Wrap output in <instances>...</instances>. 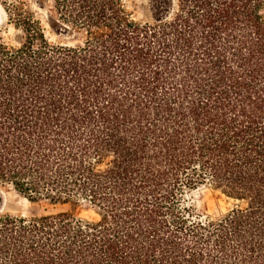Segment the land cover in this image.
<instances>
[{"label": "trees", "instance_id": "obj_1", "mask_svg": "<svg viewBox=\"0 0 264 264\" xmlns=\"http://www.w3.org/2000/svg\"><path fill=\"white\" fill-rule=\"evenodd\" d=\"M0 5V186L63 206L0 214V264H264V0ZM205 184L229 211L195 212Z\"/></svg>", "mask_w": 264, "mask_h": 264}, {"label": "rangeland", "instance_id": "obj_2", "mask_svg": "<svg viewBox=\"0 0 264 264\" xmlns=\"http://www.w3.org/2000/svg\"><path fill=\"white\" fill-rule=\"evenodd\" d=\"M126 8L132 13L136 19H146L149 17L148 0H123ZM1 6V5H0ZM31 7L35 11L36 16L42 21L46 37L52 43H68L78 44L82 37H78L73 32H68L65 29L55 30L48 22L47 9L40 7L37 3L31 1ZM264 17V8L262 10ZM0 30L2 36L11 42H15L17 31L14 27L8 24L6 14L0 7ZM0 196L3 201L0 204V214L9 213L13 215H40L48 212L56 211L63 208L59 205H50L47 201L31 202L24 196L18 194L10 186H0ZM189 205L195 212L203 217L220 216L233 206L234 202L222 194L219 190L213 189L209 185H201L192 190L186 196ZM76 213L79 217L93 219L95 213L86 204L81 203L77 208Z\"/></svg>", "mask_w": 264, "mask_h": 264}, {"label": "bare ground", "instance_id": "obj_3", "mask_svg": "<svg viewBox=\"0 0 264 264\" xmlns=\"http://www.w3.org/2000/svg\"><path fill=\"white\" fill-rule=\"evenodd\" d=\"M1 7V6H0Z\"/></svg>", "mask_w": 264, "mask_h": 264}]
</instances>
